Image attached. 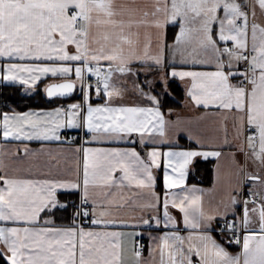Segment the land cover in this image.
Masks as SVG:
<instances>
[{
	"label": "snow or ice",
	"instance_id": "obj_1",
	"mask_svg": "<svg viewBox=\"0 0 264 264\" xmlns=\"http://www.w3.org/2000/svg\"><path fill=\"white\" fill-rule=\"evenodd\" d=\"M0 84V264H264V0H0Z\"/></svg>",
	"mask_w": 264,
	"mask_h": 264
},
{
	"label": "trees",
	"instance_id": "obj_2",
	"mask_svg": "<svg viewBox=\"0 0 264 264\" xmlns=\"http://www.w3.org/2000/svg\"><path fill=\"white\" fill-rule=\"evenodd\" d=\"M42 87L43 86L41 85V88ZM21 97H26V94L23 92L22 87L18 85L6 86L0 84V110L9 111L11 109H15L17 111H22L29 108H36L38 106L47 107V105H44L40 102L39 97H36L35 100L31 98L21 99ZM175 101L176 102L170 100V105L176 108V110L182 108V94L179 91H177L175 94ZM180 142L182 144L188 143L187 139H183ZM211 179L212 164L206 163L203 160H199L194 170L191 171L189 174L190 182H198L205 185H209L211 184ZM143 243L145 242L143 241Z\"/></svg>",
	"mask_w": 264,
	"mask_h": 264
},
{
	"label": "crops",
	"instance_id": "obj_3",
	"mask_svg": "<svg viewBox=\"0 0 264 264\" xmlns=\"http://www.w3.org/2000/svg\"><path fill=\"white\" fill-rule=\"evenodd\" d=\"M66 102H71V101H66ZM126 103H135L137 102L136 98L135 97H129L126 101ZM28 110V109H26ZM26 110H22V111H26ZM181 115L183 116H192V115H195L196 113L192 112L191 110L189 109H185V108H180L177 110ZM71 132H76V131H71ZM71 132H68L67 134L71 133ZM16 142H12L11 144L7 145L8 147H13L15 145ZM181 143V142H180ZM182 144V143H181ZM52 146H55V145H52ZM29 147L31 148H39L40 147V143L39 142H36V141H33L29 144ZM226 163V162H225ZM191 172V171H190ZM190 174V173H189ZM188 183L189 184H197L201 187H209V185H205V184H202V183H198V182H190L189 181V177H188ZM162 186V177H161V184L158 185V190H159V187ZM146 243V241H144ZM231 251H238L239 249L238 248H233V249H230ZM145 256H147V251H145Z\"/></svg>",
	"mask_w": 264,
	"mask_h": 264
},
{
	"label": "built area",
	"instance_id": "obj_4",
	"mask_svg": "<svg viewBox=\"0 0 264 264\" xmlns=\"http://www.w3.org/2000/svg\"><path fill=\"white\" fill-rule=\"evenodd\" d=\"M67 135H69V136H77L78 137L79 135H82V133L73 132V133H69Z\"/></svg>",
	"mask_w": 264,
	"mask_h": 264
}]
</instances>
